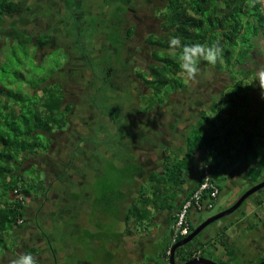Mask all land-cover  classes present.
Here are the masks:
<instances>
[{"label": "trees", "instance_id": "obj_1", "mask_svg": "<svg viewBox=\"0 0 264 264\" xmlns=\"http://www.w3.org/2000/svg\"><path fill=\"white\" fill-rule=\"evenodd\" d=\"M24 4L25 0H0L2 45L0 46V250L6 248L4 238L6 233L22 228L23 224L27 223L28 215L34 221L50 217L49 226L52 225L53 228L55 222L59 228L58 222L62 221L60 218L69 214V200H75L76 194L84 185L87 188L93 185L91 180L94 176L99 177L105 173L102 159L111 160L115 164L108 172L110 181L113 184L117 183V187L122 186L125 180H130L131 183L136 178L143 177L144 173L138 168H133L132 165L124 168L126 159L122 158V161L121 155L117 156L111 151L117 147L104 145L112 146L111 142L118 141L119 144H116L122 146L119 148L122 157L126 155L125 147L129 139L140 140L148 145L150 140L148 135L131 126L132 122L129 121L131 110L137 106L135 112L138 113L169 114L176 108L171 109L170 96L173 93L180 92L182 95L183 91L188 94V106L190 113L194 115V110H197L200 104L195 98L197 96L184 91L188 90L189 84L187 87L186 73L182 72L178 66L183 45L211 46L215 44L220 49L219 57L214 65L198 59L197 72L200 66H205L216 72L226 70L229 77L235 71L238 75L237 78L231 77L232 81L225 88L224 95L222 91L216 99L210 98L208 108L198 111V118H190L186 156H191L199 147L214 148L215 152L211 158L214 162H219V158L229 163L245 159V165L249 167L245 181L250 187L263 180L264 98L254 96V86L248 82L251 72L236 68L243 66L250 58V52L257 45L258 40L264 42V0H167L165 10L161 12L160 17V36H149L145 42L152 50L150 51L152 62L147 64L145 70L137 69L134 73L136 82L142 84L144 91L125 92L123 99L126 105L122 112L126 120L123 117L121 123L117 124L112 116L103 115L100 122L97 121L93 130L95 133L98 130L99 133L103 129V136L100 134V137L90 133L86 123L80 122L78 118L71 115L80 116L84 113V106L88 101L94 104V94L90 98L82 95L79 107L73 112V106L67 101L68 98L61 86L53 82L58 79L60 81L58 72L64 65L57 71L51 72V75H48L49 78L48 76L39 77L36 82L31 80L23 83V86L17 68L7 73L6 68L3 67L5 54L10 51L15 56L18 50L23 53L28 52L33 66L37 67L41 60L39 63L36 61L37 50L35 49L47 48L49 36L42 34L41 30L36 29V33L31 34L25 30H17L11 24L4 25L5 17L22 15V12L25 14ZM43 10L41 6L40 11L43 12ZM172 37L180 40V47H169V40ZM4 38L7 39L6 42L3 41ZM69 66L70 68L64 71H74L73 76L76 77L74 81L83 82V71L88 68V64L70 63ZM10 75L15 81L20 82V85L12 88V81H9ZM54 75L56 79L51 81ZM182 98L183 95L176 102L177 107L181 108L179 103ZM127 102H130L128 106ZM201 102H203L202 99ZM89 103L87 104L90 105ZM146 127L150 125H141L140 129ZM71 134L77 137V144L68 146ZM67 137L69 139L65 140ZM152 137L154 140L157 139L154 133ZM60 138H64L65 145H57L56 140ZM235 140H239V144L235 153L230 155V149L236 146ZM248 155L250 157H247ZM187 157L183 162L187 160ZM88 159L90 164L86 165L85 162ZM179 164L170 167L169 176L162 183H177L176 180L182 172V166ZM24 165H29L28 169L24 170ZM205 165L208 166L210 178L215 183L217 169L221 168L225 171L230 166L227 165L225 168L221 162L216 166ZM43 168L48 171L44 180L40 178L43 175ZM27 170L30 175L29 181L23 176ZM116 189L115 187L110 189L112 195ZM158 189L159 186L155 187V190ZM60 192L63 194L60 195ZM46 194L47 196L55 194L58 197L56 210L47 214L48 216L42 213L41 209L43 205L41 199ZM114 195L116 203L119 200V191H116ZM66 197L68 201L64 203L63 200ZM257 198L260 199V197ZM50 200L46 198L44 202ZM31 202L37 203L33 215H31ZM143 202L149 203V200L145 198ZM133 210L132 204L127 215L134 216ZM114 213L115 211L112 210L111 215ZM143 216L148 220L149 212ZM133 218L132 223H134ZM19 220L22 221L21 224H18ZM149 223L150 220L146 221L145 225ZM51 227H47L48 230L52 229ZM37 228L43 231L42 227ZM194 228L195 226L189 224V233ZM50 239V235H47L48 242ZM168 243V248L164 249L165 264H168V251L173 245ZM186 246L178 248L175 257L181 256ZM198 249L201 248L198 247ZM37 253L38 250L33 247L25 251V254H31L33 257ZM156 263L157 260H150L149 264Z\"/></svg>", "mask_w": 264, "mask_h": 264}, {"label": "flooded vegetation", "instance_id": "obj_2", "mask_svg": "<svg viewBox=\"0 0 264 264\" xmlns=\"http://www.w3.org/2000/svg\"><path fill=\"white\" fill-rule=\"evenodd\" d=\"M37 1L27 0L24 4L25 16L28 22L39 20L42 23L41 33L49 36L47 48H53L55 45L60 47L69 45V48H66L68 60L64 64V67L68 66V69L70 63L88 64V68L83 71V82L74 81L76 79L73 76L74 71L67 72L65 76H61L59 71L60 77L58 78L60 81L59 79L53 81L58 83L65 92L67 101L73 106V112L79 107L78 104L84 95L90 98L94 94V104L88 101L87 103L90 105L86 103L84 106L85 110L89 109L86 119L88 131L94 133V126L98 120L100 122L103 115H110L117 124L121 123L122 118H125V114L122 112L126 105L123 99L125 92L141 93L144 91L142 84L136 82L134 73L137 69L145 70L147 64L152 62L150 57L152 50L145 42L149 36H160V17L161 12L165 10L167 0H163L160 7L153 4L152 0H39L40 3H36ZM39 4L43 7V12L40 11L41 6ZM42 49H35V51L38 52ZM263 63L264 60H262L261 67L264 66ZM235 72L232 74L233 78L238 77ZM254 75L251 72L252 78ZM229 78L231 82V76ZM252 78L248 80L249 83H252ZM188 84L187 82V87ZM256 88L258 87L253 89ZM184 91H189V87L188 90ZM178 94L180 92L173 93L170 97L178 98L176 96ZM79 95H83L80 100H78ZM182 95V101L179 103L181 108L177 107L176 103L171 102V106L176 108L168 115L164 112L143 114L135 112L137 106L132 108V114L129 115V121L132 122L131 126L137 131H143L145 135H150L162 121V124L169 120L189 124L190 118L194 115L190 113L187 101L188 94L182 91ZM196 99L200 100L199 98ZM200 101L198 104L201 105L203 102ZM129 104L130 102H127V106ZM147 124L150 127L140 129L141 125ZM73 137L74 134H71L70 140ZM73 142L72 145L77 144L76 140ZM85 163L89 165L90 160H86ZM42 170L41 179L44 180L48 171L44 168ZM48 185L51 184L48 183ZM260 191L258 192L260 193ZM62 194L63 192H60V195ZM255 194L245 199L240 207L231 213H237V215H233L230 219L228 215L215 221L216 226L209 229L207 234L201 237L203 243L193 242L194 238L186 244L183 254L178 257L174 256V263L185 264L192 259L203 258L214 264H264V195L260 200L257 198L259 196H255ZM50 196L55 197L56 202H44L46 198L51 199ZM238 197L235 196L230 205ZM42 198L41 209L46 206L47 202L52 203L51 212L56 210L58 197L55 194L48 196L46 194ZM67 201L66 197L63 202ZM251 220L255 221L252 223ZM42 242L37 238L35 243L31 244L36 248L38 247L39 250L35 256L36 264L39 262L43 264L45 260L49 261L43 256L44 244ZM204 242L210 243L212 247L206 253L207 255L198 249L199 245L204 244ZM196 253L198 256L194 257ZM57 254H60L59 261L58 258H55ZM66 255L70 261L68 248L66 252L60 251V253L53 250L51 259L57 260L58 264H68L67 259L65 260ZM119 256L113 251L111 264L115 261L121 264Z\"/></svg>", "mask_w": 264, "mask_h": 264}, {"label": "crops", "instance_id": "obj_3", "mask_svg": "<svg viewBox=\"0 0 264 264\" xmlns=\"http://www.w3.org/2000/svg\"><path fill=\"white\" fill-rule=\"evenodd\" d=\"M207 108L208 105H200L197 110H194L193 117L198 118V111ZM189 126L169 120L164 124H158L155 130L148 135L150 139L148 145L140 140L129 139L127 141L126 155L122 157L120 154L121 159H126L124 168L132 165L133 168L140 169L144 175L141 179L136 178L131 183L130 180H125L122 186L112 192L114 194L119 191L120 194L118 202H114V215H111L110 199L112 194L109 187H101L97 196L92 195L86 201H79L77 193L76 199L72 200L69 205V214L63 218L61 223L58 222L59 228L54 222V229L50 225L52 229L41 232L36 227L34 219L28 215L27 218L31 221L27 222L26 219L27 225L23 224L24 227L17 230L15 239L18 247L13 252L6 249L1 250L0 264H11L17 256L25 254L29 248H36L30 243L31 235L43 241V256L49 260L48 262L45 260L43 264H58L57 260H60V254L55 257L58 258L56 261L51 259L54 247L51 242L57 241L55 236L59 231L69 234L67 244L69 242L70 264H111L113 251L120 255L119 262L121 264H149L150 260H157L156 264H165L164 249L168 248L174 213L197 187L202 166L205 164L216 166L220 162L225 168L230 165L226 169L227 171L221 168L217 169L216 182L219 187L217 203L220 202L222 194L231 195L228 203L219 211L229 207L235 196L238 197L242 194L241 190L244 184L248 185L245 178L249 167L245 165V159L229 163V161L219 158V162H214L211 159L215 152L214 148L204 147H199L191 156L187 157ZM153 133L157 136L155 140L152 137ZM235 144L236 146L230 149V155L235 153L239 140H235ZM186 157L187 160L183 162ZM177 164L182 166V172L176 180L177 183H162L167 180L170 167ZM219 172L222 173L220 177L218 176ZM158 186L159 189L155 190V187ZM248 188H250L249 185ZM145 198L149 200V203L143 202ZM262 198L260 197V199ZM51 200L56 202L55 197ZM132 204L134 205V216L132 215L134 223H132V218L127 215ZM146 212H149L148 220L143 216ZM201 213L189 212L190 226L196 227L203 221ZM149 220V225H145ZM111 231L114 233L111 235L112 237L110 236ZM47 235H50L51 242L50 240L48 242ZM113 237L117 239H111ZM155 240H160L161 246L153 256L150 254V247ZM57 243L61 244V242ZM36 249L38 250V247ZM200 250L203 252L202 249ZM146 255H151L154 259L145 261ZM33 258L35 259V256Z\"/></svg>", "mask_w": 264, "mask_h": 264}, {"label": "rangeland", "instance_id": "obj_4", "mask_svg": "<svg viewBox=\"0 0 264 264\" xmlns=\"http://www.w3.org/2000/svg\"><path fill=\"white\" fill-rule=\"evenodd\" d=\"M26 2H27V0H25V3ZM38 2H39V0H38ZM152 2L157 7H160L161 3L163 2V0H152ZM30 18H32V17H30ZM4 21H5L4 25L11 24L13 28H15L17 30H25V32L31 33V34L32 33H36V31H37L36 29H39V30L43 29L42 23L39 20H34L33 22H28L26 20L25 14H23V12H22V15H18V16L15 15V16L10 17V18L9 17H5ZM114 38H116V37L114 36ZM6 40H7L6 38L3 39L4 42H6ZM0 46H2L1 45V40H0ZM66 48H69V45H67L66 47H60L58 45H55V47H53V48L50 47V49L49 48H44L42 50H39L38 52L35 53L36 61L39 63L40 60H41L40 65L39 66L37 65V67L33 66L34 64L31 61L32 58L30 57L28 52L23 53L20 50H18L17 51V55L14 56L9 51V53L5 54V56H4V60L3 61H5V63L3 65V67L6 68L7 73H11L12 69L17 68L18 72L20 73L19 74L20 75L19 79L21 80V82H22L21 84L23 86V83H25V82L28 83L31 80L33 82H36V79H38L39 77L45 78L48 75H51V72H55L61 66H63L66 63V61L68 60L67 52H66L67 49ZM12 49H10V50H12ZM15 50H17V49H15ZM250 55L252 57L250 59H248L243 64V66L238 67L236 69L249 70L250 72H253L255 74L260 69L261 64H262V60H264V42L261 41V40H258L257 45L250 52ZM140 65H142V64H140ZM21 67H25V68L22 69ZM67 67H63L62 68L63 70L62 69L60 70V72H61L60 75L61 76L67 75V72L64 71V69L65 70L68 69ZM19 69H20V71H19ZM48 78H49V76H48ZM250 78H252V76H250ZM250 78H249V80H250ZM54 79H56V75H54L51 78V81H53ZM230 80L231 79L229 78L228 72L226 70H222L221 72H216V71H214V70H212V69H210L208 67L200 66L195 78L189 82V94L191 93L192 96L193 95L197 96L195 98H199L200 100L202 99V101H203L202 104H205V106H207L208 103L210 102V98L214 97V99H216L218 97V94H220L222 91H223V95H224V93L226 91L225 88L230 83ZM9 81H12L11 82V87L12 88L16 87L17 85H20L19 84L20 82L15 81V79L11 75L9 76ZM23 89H24V87H23ZM75 91H76V89L73 92L75 93ZM253 94L256 97H260L261 96L260 89L259 88L254 89ZM176 96L178 98H175L174 96L170 97L171 102L176 103L177 100L181 99V97H182L181 94H178ZM81 97L82 96L79 95V99L78 100H80ZM139 98H141V96ZM200 100H198V101H200ZM171 109H172V106H171ZM88 112L89 111L87 109V110H85L84 113H81L80 116H77V115H73V116L75 118H78V120H80V122L83 119L84 121H82V122L86 123V119L88 117V115H87ZM189 123H191V122H189ZM100 134L103 136V129H101V131H99V133H98V130L96 131V133L94 132L95 136H99L100 137L101 136ZM116 137H118V136H116ZM66 139H69V138L67 137V138H65V140ZM65 140H64V138L57 139L56 140L57 141V145H61V146L65 145L64 144V143H66ZM74 140H76L75 136L68 143V146H71L72 143H74L73 142ZM111 143H113L112 146L106 145V144L104 146L117 147V148L111 149V151L114 154H116L117 156H120L121 149H119V148H122V146L116 144V143H118V141L111 142ZM114 144H116V145H114ZM84 145H86V142H84ZM247 157H250V155H248ZM94 158H96V157H94ZM101 161L105 165V168L102 166V169L103 168L105 169L104 170L105 173L103 172L104 174L99 176V177H95L94 176L92 178V180H91V182H93L92 183L93 185L92 186L90 185L89 188H87L86 185H84L83 188H81V190L78 192V198L80 199L79 201H81V200L82 201H86L88 199V197L90 198L92 195L93 196H97L98 195V190L101 189V187H103V188L109 187V189H113L114 187L115 188H119V187H117V183L113 184V182H111L110 178H109V172L108 171L111 170V166L115 165V164H113L111 162V160L102 159ZM119 162H121V161H119ZM119 162H117V163H119ZM28 167H29V165H24L23 169L24 170L28 169ZM77 172H79V171H77ZM24 173L25 174L23 176H24L25 180L30 179V175L28 173V170L26 172H24ZM96 173H97V171H96ZM39 175H40V173H39ZM221 175H222V173L219 172L218 176L220 177ZM40 178H42V175L40 176ZM111 178H113V176H111ZM90 187H91V189H93L92 191H91ZM247 188H248V185L244 184V186H243V188L241 190L242 191L241 193L243 194L247 190ZM263 195H264V188L262 189V191H260L259 194H255V196H259V197H262ZM230 196L231 195L228 194V193L222 194L221 198H220V202L217 203L213 207V209L201 213V219L204 221L205 219H207V218L213 216L214 214H216L217 212H219V210L221 208H223L228 203L227 201L229 200ZM49 198L52 199L53 196H50ZM114 199H115V195L113 194L111 196V199H110L111 210H113V207L115 206V204H114L115 201H113ZM50 201H52V200H50ZM69 201L71 203V200H69ZM31 203H32L31 206H30L31 215H33L35 213V210H36V207H37L36 206L37 203H34V202H31ZM51 207H52V203L51 204L46 203V206H44L43 209H42V213H44V214H46V216H48L47 214L51 213V211H50ZM233 215H237V213L229 215L228 216L229 219ZM130 217L132 218V216H130ZM50 219H51L50 217L41 218V219L39 218L38 220L35 221V224L37 223L36 227H42L43 230H48V228H50V226H49ZM60 219L63 220V218H60ZM27 221L30 222L31 219L29 220L27 218ZM253 221H255V220H251L252 223H253ZM25 225H27V223L24 224V226ZM215 226H216V223L213 222V224L208 225L207 227H205L203 229L202 234L200 236L195 237L193 242L195 241V242H199L200 243L201 242V237L203 235L207 234L209 229H211V228H213ZM55 232H57V231H55ZM17 233H18L17 230H15V231L10 230L4 236V238H5V246H6L5 249L8 250L9 252L15 251V248L18 247L17 240L15 239L17 237ZM111 235H114V233L112 231L110 233V236ZM55 237H57L56 238L57 241H55V240H54V242L50 241L54 245L53 250L54 251H59V253H60V251L66 252V249L67 248L69 249V246H70L69 242L67 244V240L69 241L68 232L64 233L63 231H59ZM35 239H37L36 236H34V235L32 236L31 235L30 236V243L31 244L35 243V241H34ZM57 242H61V244H59ZM64 242H66V245H64ZM201 243H203V242H201ZM206 243L207 242H204V244H200L199 245V247L204 251V255H207L206 253L212 248L210 243H208V244H206ZM160 246H161V241L160 240L159 241L155 240L153 242V244L151 245V247H150V252H151L150 254L154 256L155 251L159 250ZM0 252H1V250H0ZM151 255L150 256L146 255L145 256V261H148L150 259H154V258H152L153 256H151ZM67 257L68 256L66 255L65 260L67 259V263L70 264ZM112 264H119V263L117 261H115Z\"/></svg>", "mask_w": 264, "mask_h": 264}, {"label": "built area", "instance_id": "obj_5", "mask_svg": "<svg viewBox=\"0 0 264 264\" xmlns=\"http://www.w3.org/2000/svg\"><path fill=\"white\" fill-rule=\"evenodd\" d=\"M219 197V187L211 180L209 168L204 165L201 168L200 181L197 187L176 210L170 227L169 242L171 244L185 238L189 233V212H205L213 209ZM22 221L19 220L18 224ZM198 254H194L197 257ZM36 264V263H35Z\"/></svg>", "mask_w": 264, "mask_h": 264}, {"label": "clouds", "instance_id": "obj_6", "mask_svg": "<svg viewBox=\"0 0 264 264\" xmlns=\"http://www.w3.org/2000/svg\"><path fill=\"white\" fill-rule=\"evenodd\" d=\"M180 47V40L172 37L169 40V47ZM182 54L178 60L180 70L186 73L189 82L197 75V60H203L210 65H214L220 54V49L215 45H183ZM252 85L260 89L261 98H264V66H262L252 78ZM178 242V241H177ZM11 264H35V259L31 254H23L17 256Z\"/></svg>", "mask_w": 264, "mask_h": 264}, {"label": "water", "instance_id": "obj_7", "mask_svg": "<svg viewBox=\"0 0 264 264\" xmlns=\"http://www.w3.org/2000/svg\"><path fill=\"white\" fill-rule=\"evenodd\" d=\"M263 188H264V179L262 181H260L259 183L251 186L249 189H247L243 194H241L237 198V200L232 205H230L229 207L217 212L213 216L205 219L200 224H198L194 228V230L192 232H190L185 238H183V239L179 240L178 242L174 243L173 245H171V247L169 248V251H168V255H169L168 264H175L174 263V256H175V252L178 248L190 243L208 225H210L213 222L233 213L236 209H238L240 207V205L243 203V201H245V199H247L248 197H250L251 195L255 194L256 192L260 191ZM185 264H214V263L210 262L207 259L195 258V259L188 261Z\"/></svg>", "mask_w": 264, "mask_h": 264}]
</instances>
